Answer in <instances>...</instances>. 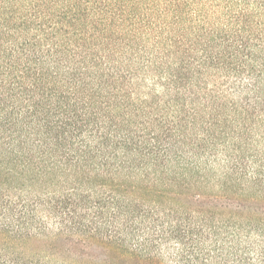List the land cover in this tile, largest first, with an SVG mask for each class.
Segmentation results:
<instances>
[{"label": "trees", "instance_id": "obj_1", "mask_svg": "<svg viewBox=\"0 0 264 264\" xmlns=\"http://www.w3.org/2000/svg\"><path fill=\"white\" fill-rule=\"evenodd\" d=\"M0 264H264V0H0Z\"/></svg>", "mask_w": 264, "mask_h": 264}]
</instances>
